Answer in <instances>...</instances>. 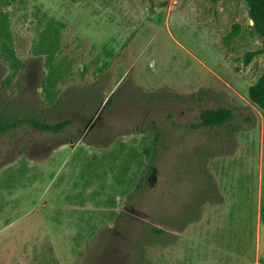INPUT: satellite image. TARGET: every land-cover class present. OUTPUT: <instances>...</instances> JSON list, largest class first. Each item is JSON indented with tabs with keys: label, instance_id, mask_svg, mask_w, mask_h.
I'll use <instances>...</instances> for the list:
<instances>
[{
	"label": "rangeland",
	"instance_id": "374dc122",
	"mask_svg": "<svg viewBox=\"0 0 264 264\" xmlns=\"http://www.w3.org/2000/svg\"><path fill=\"white\" fill-rule=\"evenodd\" d=\"M263 72L244 0H0V120L71 119L0 134V264H264Z\"/></svg>",
	"mask_w": 264,
	"mask_h": 264
},
{
	"label": "trees",
	"instance_id": "16d2710c",
	"mask_svg": "<svg viewBox=\"0 0 264 264\" xmlns=\"http://www.w3.org/2000/svg\"><path fill=\"white\" fill-rule=\"evenodd\" d=\"M248 12L256 32L262 39L264 51V0H244ZM249 60V56L246 57ZM248 97L251 103L262 109L264 112V72L251 84L248 88ZM234 116L233 110L230 107L219 105L216 107L203 108L199 113L198 125L219 126L230 121ZM27 122L36 128L59 132L70 124V118H64L55 122L38 121L33 115L15 116L11 121L0 120V134L6 133L12 128H15L20 123ZM156 230H160L155 227Z\"/></svg>",
	"mask_w": 264,
	"mask_h": 264
}]
</instances>
